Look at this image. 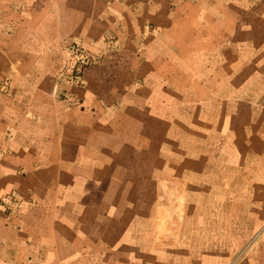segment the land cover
Instances as JSON below:
<instances>
[{"label": "crops", "instance_id": "1", "mask_svg": "<svg viewBox=\"0 0 264 264\" xmlns=\"http://www.w3.org/2000/svg\"><path fill=\"white\" fill-rule=\"evenodd\" d=\"M0 264H264V0H0Z\"/></svg>", "mask_w": 264, "mask_h": 264}, {"label": "built area", "instance_id": "2", "mask_svg": "<svg viewBox=\"0 0 264 264\" xmlns=\"http://www.w3.org/2000/svg\"><path fill=\"white\" fill-rule=\"evenodd\" d=\"M65 63L61 78L70 86L83 85L82 77L90 66L92 57L79 44H72L65 48Z\"/></svg>", "mask_w": 264, "mask_h": 264}]
</instances>
